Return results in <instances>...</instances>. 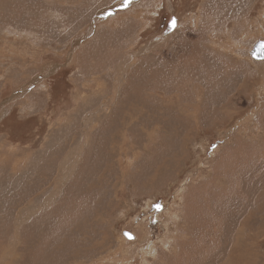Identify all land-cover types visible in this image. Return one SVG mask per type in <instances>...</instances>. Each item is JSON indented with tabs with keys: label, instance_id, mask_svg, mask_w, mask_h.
<instances>
[{
	"label": "rangeland",
	"instance_id": "obj_1",
	"mask_svg": "<svg viewBox=\"0 0 264 264\" xmlns=\"http://www.w3.org/2000/svg\"><path fill=\"white\" fill-rule=\"evenodd\" d=\"M258 41L264 0H0V264H264Z\"/></svg>",
	"mask_w": 264,
	"mask_h": 264
},
{
	"label": "water",
	"instance_id": "obj_2",
	"mask_svg": "<svg viewBox=\"0 0 264 264\" xmlns=\"http://www.w3.org/2000/svg\"><path fill=\"white\" fill-rule=\"evenodd\" d=\"M252 57L257 60L262 59L264 57V41H258L254 45ZM121 233L126 239L134 238V234L128 230L122 229Z\"/></svg>",
	"mask_w": 264,
	"mask_h": 264
},
{
	"label": "snow or ice",
	"instance_id": "obj_3",
	"mask_svg": "<svg viewBox=\"0 0 264 264\" xmlns=\"http://www.w3.org/2000/svg\"><path fill=\"white\" fill-rule=\"evenodd\" d=\"M173 23H174V21H173Z\"/></svg>",
	"mask_w": 264,
	"mask_h": 264
}]
</instances>
